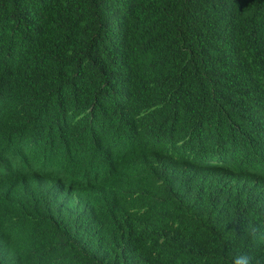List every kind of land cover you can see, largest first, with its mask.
Returning a JSON list of instances; mask_svg holds the SVG:
<instances>
[{
	"label": "trees",
	"instance_id": "obj_1",
	"mask_svg": "<svg viewBox=\"0 0 264 264\" xmlns=\"http://www.w3.org/2000/svg\"><path fill=\"white\" fill-rule=\"evenodd\" d=\"M264 264V0H0V264Z\"/></svg>",
	"mask_w": 264,
	"mask_h": 264
},
{
	"label": "clouds",
	"instance_id": "obj_2",
	"mask_svg": "<svg viewBox=\"0 0 264 264\" xmlns=\"http://www.w3.org/2000/svg\"><path fill=\"white\" fill-rule=\"evenodd\" d=\"M235 264H250V260L247 256H237Z\"/></svg>",
	"mask_w": 264,
	"mask_h": 264
}]
</instances>
